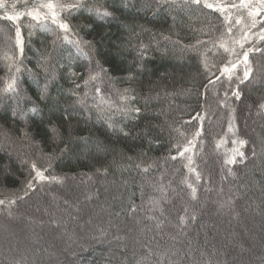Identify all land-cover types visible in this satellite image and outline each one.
<instances>
[{"label":"trees","instance_id":"1","mask_svg":"<svg viewBox=\"0 0 264 264\" xmlns=\"http://www.w3.org/2000/svg\"><path fill=\"white\" fill-rule=\"evenodd\" d=\"M4 1L14 4L22 0ZM54 1L59 5L74 3ZM82 2L85 9L71 15L57 9V15L71 26L67 34L43 19L21 15L8 21L6 15H0L1 85L9 67L22 60L16 94L21 100L13 94H0V199L15 200L12 210L19 209L16 206L21 199L17 197L26 198L27 182L33 180L39 187L31 168L35 163L38 169L47 170L46 176L61 178V182L47 181L52 183V199L58 204L52 219L66 229L67 252L74 248L80 253L81 264H233L236 253L227 249H212L215 255H207L198 234L200 226L192 227L179 197L183 194L187 200L200 201L207 182L216 188V161L221 172L227 176L229 169L232 172L233 178L223 182L226 192L237 201L230 213L248 209L258 213L256 218L253 213L243 216L237 228L264 217V109L260 108L264 104V55L249 53L251 76L237 87L240 100L232 96L235 82L230 84L227 76L221 75V69L230 67L234 55L241 57L246 47L264 50V41L258 40L264 22L260 24L257 15L258 23L251 28L252 18L238 7L240 0H208L225 7L224 13L204 7V0L199 5L191 0H127V8L119 7V0ZM113 5L119 10L111 22L100 21L94 12L87 11H110ZM237 19L240 24H236ZM87 25H94L95 30ZM18 27L22 56L16 44ZM245 33L247 41L243 40ZM65 35L70 41L92 44H83L78 52ZM58 44L61 48H54ZM47 60L51 62L46 64ZM97 64L105 69L110 64L114 70L107 76L101 73L97 83L85 86L89 73L99 71ZM209 80L214 83L209 84ZM45 84L47 98L42 100ZM226 95L230 108L224 107ZM246 101L259 114L253 130L242 117ZM19 102L21 115L14 116V103ZM34 102L41 111L33 117L30 110ZM128 108L141 111H122ZM197 114L204 119L193 120ZM230 120L234 134L228 131ZM53 126L57 129L55 138L50 131ZM197 130L201 135L181 157L179 152ZM234 139L247 142L241 148L245 159L225 165ZM8 142L14 143L12 149L18 147L16 156L25 152L27 159L22 164L6 146ZM188 156L192 157L193 172L186 167ZM174 181L180 186L173 187ZM61 183L63 192L56 190ZM189 183L197 189L195 199ZM181 216L186 217L185 224H180ZM3 217L0 210V219ZM161 218L169 222V230ZM98 225L105 228L106 236L99 235ZM117 236L123 239H115ZM237 236L239 245L241 236ZM248 252L244 250L241 257ZM32 264L40 262L32 259Z\"/></svg>","mask_w":264,"mask_h":264},{"label":"rangeland","instance_id":"2","mask_svg":"<svg viewBox=\"0 0 264 264\" xmlns=\"http://www.w3.org/2000/svg\"><path fill=\"white\" fill-rule=\"evenodd\" d=\"M47 2H49V0H22L14 4H9V2H5L3 0V3L7 4H3L4 6L0 7V10L5 8L6 10L1 11L0 15L7 16L20 13V16H29V12L35 13L36 11H39L41 17H43L47 13V10L42 8L41 5ZM50 2L56 4V1L54 0H50ZM250 3L252 7L244 8L245 12H249L250 10L259 11L257 0H250ZM258 17L260 24L264 22V12H260ZM46 22L53 27L56 25L55 23L53 25L50 17L46 20ZM6 39L7 37L3 41L4 45L6 44ZM7 47H9V44ZM54 48L59 49L61 46L60 44L54 45ZM247 49L248 47L245 48V50ZM240 60H242V56L237 58L235 54L232 62H238ZM3 61L6 62L5 59H3ZM50 62V60H47L46 64ZM243 67L244 66L242 63H238V66L235 69V76H233L230 81V84L233 81L235 82L232 90L237 89L239 85V81L236 80V76H243L244 72L239 71V68ZM225 75L228 76L227 73H225ZM94 83H97V81L95 80ZM227 86L230 89V86ZM3 87L4 85L0 84V89H3ZM19 93H22V88H20ZM0 94L4 93L0 92ZM13 96L14 95H12V97ZM12 97L10 98L13 99ZM20 97V95H16L14 96V99L16 98L20 101ZM223 98L225 102V97ZM19 104L20 102L18 104L14 103V110L17 116H19V114L21 115V109L17 108L19 107ZM243 106L245 112L242 117H246L247 124H250L253 130L259 114H257L255 109L249 107L247 101L243 104ZM224 107L230 108L228 99L226 100ZM20 117L21 119L23 118L22 116ZM6 146L9 148L10 152L12 151L14 158L19 159L21 164L27 159L24 155L25 152L21 153V157H19L20 155L16 156L18 147L12 149L14 143L8 142ZM215 164L217 165L219 174L217 176L219 181L216 183V188H213L211 183L207 182L202 187V193L204 194V197L200 198V201L192 202L190 199L187 200L183 194H181L179 197L180 202L182 201L181 205L187 207L185 211L189 213L188 218L190 219V224L192 227L197 226L196 224L200 226L198 234L202 237L200 242H202V246L207 249V255H215L212 249H215L217 252L227 249L230 254L236 253L237 257L234 260L232 259L233 264H264L261 263V260L264 259V244H262L263 247L260 245V242H264V217L261 221L253 219L254 221L247 223L246 225L243 222L242 226L237 228V226L242 223L241 220H243V216H248L250 213H253V218H256L258 217V213L254 209H248L247 211L243 210L240 212V214L238 212L230 213L233 206H235L234 203L237 201L235 200L236 197H234L233 200V196L226 192L228 187L227 185L223 184V182H227L225 179L229 178L228 180H230L233 178V176H231L229 173L227 176L225 172H221V169H219L220 165L218 166L216 161ZM202 165L205 171V160H202ZM220 183H222V185ZM37 184L39 187L35 186L34 192H31V190L25 199L21 198L19 204L16 206L19 207V209L12 210V208L15 207L13 204L11 206L5 205L4 207L0 208L2 215L4 214L3 219H0V264H3L4 262L6 264H32V259L37 260L40 262V264H48L50 262H52L50 264H81L83 259L80 260V253H77L74 248H72V251L69 254L67 252L68 248L70 249V246L66 247L65 245V239H68V237L65 235L67 232L66 229H62L60 225L56 223L54 219H52L57 212L56 208L58 207L57 202L53 200L54 198L51 189L52 183L50 184V182L46 181L39 182ZM178 186H180V184L177 185L176 181H174L173 187ZM56 190L63 192L65 187H62L61 183L60 186L56 187ZM31 199H33L32 202H30ZM44 199L46 202L43 203L42 200ZM53 202L57 204V206H54ZM52 204L54 207H52ZM18 210L23 211L17 214ZM188 211H192L193 213ZM200 211L205 216L204 220L201 217ZM66 219L67 222L73 221L71 218ZM161 221H163L164 225H167L166 229L169 230V222H166L165 218L164 220L161 218ZM54 228L61 229L56 231ZM237 234L241 236L239 245L235 242V240H237L239 237ZM224 238H227V241H225ZM243 242L244 245L242 244ZM239 248L241 250H239ZM242 250L250 252L247 253L246 257L244 256V258H242ZM10 254H14V257H17L13 258V256ZM21 254H23V256H19ZM84 257L87 259L88 256ZM246 259L250 260V262H247Z\"/></svg>","mask_w":264,"mask_h":264},{"label":"snow or ice","instance_id":"3","mask_svg":"<svg viewBox=\"0 0 264 264\" xmlns=\"http://www.w3.org/2000/svg\"><path fill=\"white\" fill-rule=\"evenodd\" d=\"M161 2H167V0H161ZM191 3L199 5L201 3V0H191ZM258 5H259V11H252V10L249 11V17L252 18L251 24H250L251 28H255L257 23H258V21L255 19V17L260 12H264V0H258ZM3 6H4L3 2H2V0H0V7H3ZM41 7L47 10V13L43 17H41L39 11H36L35 13L29 12L28 15L31 16L33 20H37V21H39L41 19L47 20L50 17L52 23L57 24L58 28L60 30H62L65 34H67L70 31L71 26L68 22H66L64 19H62L61 17H59L57 15V9H60L62 11H67L69 15H71L73 11H79V10L85 9V5L83 4L82 0H74V3L68 4V5L54 4V3L50 2V0H49V2L41 5ZM119 7L127 8L128 7L127 0H119ZM204 7L214 9L215 11H218L221 13H224L226 11L225 7L219 6V5H214L213 3H209L208 0H204ZM232 7H237V5L233 4ZM238 7H240V8H251L252 5L250 3V0H240ZM118 10H119V8L116 7L115 5L112 6L110 11L109 10L101 11L98 8L97 9H92V8L87 9V11H89L90 13L94 12L95 16L100 21H104V22H111V21L115 20L116 19L115 12ZM19 16H20V13H17L16 15H7L6 19L8 21H15V20H17V18ZM240 23H241V21L239 19H237L236 24H240ZM86 27H89L93 31L95 30L94 25H87ZM253 35H257V34H253ZM16 36H17L16 44H17V47L20 49V53L22 56L23 55V41L21 39V31H20L19 27L16 29ZM64 39L66 41H68L69 43H72L77 48L78 52H82V45L83 44H87L89 46H91V44H92V42H90V41H82V40L70 41V40H68L67 35H65ZM247 39H248V33H245L243 40L247 41ZM258 39L260 41H264V27H261L260 32L258 34ZM240 47L243 48L244 44L240 43ZM225 51H230V49L226 48ZM252 51L261 52V54L264 55V50H262L261 48H255V49L248 48L247 50H245L243 52L242 60H240L238 62H230V64H231L230 67H225V68L221 69V75H224L225 73H227L228 74L227 78L229 81H231L232 77L235 76V69L237 68L238 63H242L244 66V69H245L243 76L242 77L236 76V80L239 81V84H244L245 81L249 80V78L251 76V67L249 64V53ZM141 55H143V49L141 51ZM21 64H22V60L19 63L14 62L13 65L9 67L8 74L4 78V87H3V89H0V92H3L4 94H13V95L18 94L19 75L22 71ZM97 67L99 68V71L95 72V74L90 72L88 77L84 80L85 86L89 85L90 82L99 79L101 73H103L105 76H107L109 72L114 70L110 64H109V67L107 69H105L100 64H97ZM28 71H31V70H28ZM72 75H75V73L73 72ZM216 79L219 80L220 77H217ZM213 83H214V81L209 80V84H213ZM38 87H39V84H38ZM79 87H80V85L77 84L76 88H79ZM205 87L207 88L208 85H205ZM47 90H48V85L45 84L44 88L41 91V97L40 98L42 100L47 98ZM128 91L129 90L126 89L125 93H127ZM96 93L99 95V93H100L99 87L96 88ZM85 95H87V93H85ZM232 96L235 97V99L240 100L241 99V91L238 89H233L232 90ZM126 98H128V97H126ZM128 99H130V98H128ZM226 100H227V95H226L224 103H226ZM80 102L82 103L83 101H80ZM260 108L264 109V104H261ZM40 111L41 110H40L39 106L36 105L34 102V106L30 110L31 115L33 117L37 116L40 114ZM122 111H125V113L127 114V113L132 112V111L139 113L141 110L139 108H135V109L128 108V109H122ZM13 115L15 116L16 113L14 112ZM192 119L193 120L198 119V120L202 121L204 119V117L197 114ZM109 127H112V125L109 124ZM50 131L53 134V138H55L57 135L56 127L53 126L50 129ZM121 131H123V130H121ZM228 131L233 133V134L235 133V128L233 126L232 120H230V122H229ZM25 135H27V133H25ZM124 135L127 136L128 134L124 133ZM200 135H201L200 130H197L193 139L188 141V146H186L183 149V151L179 152V155L181 157H183L185 155V153H187L191 150V147H193L195 145L196 137H199ZM232 143H233L234 147L231 150V154L225 158V160H224L225 165H235L237 163H243V161L245 159V153L241 151V148H243L247 142L244 139H234L232 141ZM219 146H220V144L218 143L217 147L219 148ZM237 157H239L240 159L237 160ZM172 159H176V157L174 156V157H172ZM187 160H188V165H186V167H188L189 172H193L194 169L191 167L192 157L188 156ZM31 168H32V171L35 172V177L33 179L37 182H44V181L61 182V178H59V177L46 176L45 171H47V170L38 169L35 163H33L31 165ZM105 171H107V170H105ZM229 174H232L231 169H229ZM196 179L199 180L200 176L197 175ZM186 183H187V181H186ZM188 187L191 189L192 198L195 199L197 189L191 183L188 184ZM34 188H35V185L33 183V180H29L27 182L26 188L24 189V195L27 196L31 190H34ZM21 198L22 197H17V199H21ZM87 198L91 199V195ZM14 203H15V200L0 199V205L11 206ZM135 210H136L135 207H133L132 211H135ZM179 222H180V224H185L187 222L186 217L181 216L179 218ZM88 223H91V220H89ZM97 231L99 232V235L101 237H104L107 235V231L105 230V228L102 225L97 226ZM115 239L120 240V239H123V237L117 236V237H115Z\"/></svg>","mask_w":264,"mask_h":264}]
</instances>
